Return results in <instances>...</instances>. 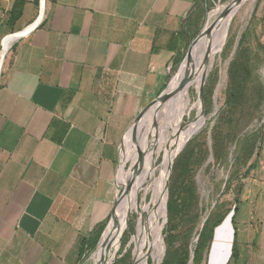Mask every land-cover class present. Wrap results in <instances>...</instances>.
I'll use <instances>...</instances> for the list:
<instances>
[{
    "label": "crops",
    "instance_id": "1",
    "mask_svg": "<svg viewBox=\"0 0 264 264\" xmlns=\"http://www.w3.org/2000/svg\"><path fill=\"white\" fill-rule=\"evenodd\" d=\"M40 1L0 0V264H81L123 198L198 0ZM240 233L226 216L204 264H247Z\"/></svg>",
    "mask_w": 264,
    "mask_h": 264
},
{
    "label": "rangeland",
    "instance_id": "2",
    "mask_svg": "<svg viewBox=\"0 0 264 264\" xmlns=\"http://www.w3.org/2000/svg\"><path fill=\"white\" fill-rule=\"evenodd\" d=\"M232 1L198 0L187 26L188 43L140 138L131 170L145 173L144 150L159 153L148 159V172L109 245L111 252L114 243L113 257L108 249L104 255L106 264H154L148 224L157 206L156 193L164 204L157 224L164 247L160 264H204L210 228L228 215L241 232L245 262L251 263L253 250L264 259V182L250 170L264 145V0H247L239 8L213 68L204 72L202 93L193 84L189 103L178 108L176 118L172 110L189 77L181 75L178 89L166 97L189 53L195 46L204 48ZM186 132L193 135L164 175L169 153L182 145ZM162 178L163 190L158 193ZM130 182L131 173L128 186ZM140 219L145 224L142 236L137 232ZM106 228L87 245L81 264H95Z\"/></svg>",
    "mask_w": 264,
    "mask_h": 264
},
{
    "label": "bare ground",
    "instance_id": "3",
    "mask_svg": "<svg viewBox=\"0 0 264 264\" xmlns=\"http://www.w3.org/2000/svg\"><path fill=\"white\" fill-rule=\"evenodd\" d=\"M241 1L242 0H233L232 1V4L228 8V10H227L225 16L223 17V19L221 20V22L216 26V28L212 29L209 32L207 44L204 46V48L199 49L198 46L197 47L195 46L192 49L191 53H189L186 61L183 64L182 70H180V72L176 75L175 79L173 80V82L170 86L169 92L166 95L167 98H169V96L175 90L178 89L177 85H178L179 81L181 80V75H183V76L187 75L189 77V78H187L188 81L186 80L187 82L182 86V88H180L181 90H180V93L177 97V101H176L177 103L175 106V110H172L174 118L177 117L176 115L178 114L177 113L178 108L182 104H188L189 103V88L193 84L198 89V92L200 94L202 93L203 83L205 82L203 79L204 72L206 70H211V68H213V66L216 62L217 53L224 45V37H226V35L228 33V30H229L228 26L232 20L231 16L232 15H233V17L235 16L236 12L238 11V9L240 7ZM179 87H180V85H179ZM155 119H157L156 116H155ZM168 122H170V121H168ZM191 135H193L191 132H186L184 134V137H183L182 145L179 146L178 148H172V151L170 150L172 153H169V154H172V155L167 159V161L163 167V174L164 175L166 174L167 165L170 163L171 160H174V158L183 150L186 142L189 140V138H191ZM158 153H159V151H154V150L150 151V148H149L147 150H144L142 152L141 156L144 158L146 156L148 159L152 158L154 160V159H156ZM137 157H138V155H137ZM148 159H146L144 162L145 173L141 174V173H139V171L137 172L134 168L131 170V182H130L127 190L125 191L123 198H122V201H120L121 203L117 207L113 218L110 220L109 224L107 225V228H106L105 233H104V237L101 240V245L98 248V250L96 251L98 257H97V260L95 261V264H106L107 263V258L104 257V255L106 253V250L109 248V245L111 244L113 236L116 235V233L120 231L121 226L123 224V217L126 214L130 204L133 202V200L137 196V187H138L139 181L142 178V176L148 172L147 171V167L149 166ZM142 160H143V158H142ZM137 166H139L138 162H137ZM152 174H153V170H152ZM163 185H164V181L162 178L158 182V193L162 192ZM160 199L161 198L160 197L158 198V194L156 193L154 196V202L157 204V206H156L155 211L152 213L151 220L148 224V226L150 227V233H151L149 243L151 246V250L154 254V264H160L161 259H162V242H161L162 239H161V236L159 234L158 225H157L158 219L160 216V211L164 206L163 200H160ZM164 202H165V193H164ZM164 214H165V212H164ZM137 232H138L139 236H142L145 232V224H144V221L142 219L139 220V229ZM108 251H109V249H108ZM111 252H112V248H111ZM111 252H110V255H111Z\"/></svg>",
    "mask_w": 264,
    "mask_h": 264
},
{
    "label": "trees",
    "instance_id": "4",
    "mask_svg": "<svg viewBox=\"0 0 264 264\" xmlns=\"http://www.w3.org/2000/svg\"><path fill=\"white\" fill-rule=\"evenodd\" d=\"M250 170L253 171V170H256L258 172V174L260 175V179L262 182H264V145L260 148V151H259V154H258V157H257V160L256 162L250 167ZM222 221V220H221ZM220 221V222H221ZM219 222V223H220ZM217 223V224H219ZM213 225L211 228H210V231H209V239H210V235L212 233V230L214 229V227L217 225ZM106 228V227H105ZM102 228H100L99 230L93 232L91 234V237H89V241L87 242L88 245L91 244V241L93 239H95L96 237L99 236V234L102 232ZM105 230V229H104ZM104 232V231H103ZM103 235V234H102ZM102 238V237H101ZM209 242V241H208ZM113 247H114V243H113ZM112 247V257H113V251H114V248ZM236 255V254H235ZM234 255V256H235ZM182 264H186L185 261L182 262Z\"/></svg>",
    "mask_w": 264,
    "mask_h": 264
},
{
    "label": "water",
    "instance_id": "5",
    "mask_svg": "<svg viewBox=\"0 0 264 264\" xmlns=\"http://www.w3.org/2000/svg\"><path fill=\"white\" fill-rule=\"evenodd\" d=\"M246 2V0H242L241 1V3H240V7L244 4ZM239 7V8H240ZM239 10V9H238ZM237 13V12H236ZM231 19H233V15L231 16ZM232 21V20H231ZM230 24H231V22H230ZM230 24H229V26H230ZM229 26H228V28H229ZM18 36H13V37H10V38H8V40L7 41H9V44H10V46H9V48L7 49V52L9 51V49H10V47H11V45H12V43L14 42V40L17 38ZM170 83H171V81H170ZM170 83L168 84V87H169V85H170ZM160 99V98H159ZM159 101V100H158ZM129 182V181H128ZM127 188H128V185H127ZM127 188H126V190H127ZM125 190V191H126ZM125 193V192H124ZM115 214V213H114ZM114 216V215H113ZM113 218V217H112ZM161 239H162V236H161ZM162 242V241H161ZM162 249H164V247H163V243H162Z\"/></svg>",
    "mask_w": 264,
    "mask_h": 264
}]
</instances>
